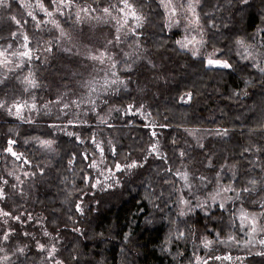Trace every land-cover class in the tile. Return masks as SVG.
Segmentation results:
<instances>
[{
    "label": "clouds",
    "instance_id": "clouds-1",
    "mask_svg": "<svg viewBox=\"0 0 264 264\" xmlns=\"http://www.w3.org/2000/svg\"><path fill=\"white\" fill-rule=\"evenodd\" d=\"M5 2L7 4V0ZM112 5L111 15L99 10V15L87 20L75 18L72 21V30L81 22L115 21L114 40L105 36L103 50H94L87 44L78 46V43L72 42L71 30L60 28L65 36L56 38L71 44L70 47L62 46L63 51L72 53L76 48L73 55L104 65L103 69H93L104 72L102 82L97 81L101 87H90L88 94L71 101L67 99L68 93L64 92L56 101L39 106L33 95L30 104H34L35 108L28 109L29 116L20 119L38 130L36 134L20 137L24 145L31 147L27 151L16 150L22 156L20 160L9 159L6 151L0 148V181L7 180L8 184L4 187L11 190L5 193L7 199L19 196L27 203L29 189H34L36 185L46 189L51 184L55 201L49 202L58 201L61 205L53 211L63 213L66 227L75 235L66 234L67 240L60 236L56 218L51 221L52 226L57 227L53 234L46 224L48 218L38 213L29 216V220L37 221L34 227H39L40 236L46 237L47 242L41 243L36 232L27 231L22 235L35 241L34 245L19 240L11 242L15 229L9 226V220H16L15 216L0 215L4 226L3 236H0V264H17L24 257L27 260L23 264H151L153 260L164 262L166 257L158 254L164 252L174 264H181V257L185 255L180 250L181 245H191L194 250L193 258L186 259V264H202L207 259L199 255V249L202 247L211 252L216 245L240 247L247 250L246 256L264 257V224L260 223L264 220L260 217V213L264 212L262 207L259 211L249 212L260 218L255 233L250 229L245 232V227L240 226L246 238H238L232 231L221 237L217 231L213 239L206 231L209 221L223 219L222 216L212 215L217 205L223 206L220 209L223 212H228L230 203L236 208L228 221L233 227L239 212L247 211L243 207L245 202L264 205V161L259 159L264 147L253 142V138L264 141V0H143L133 4L140 19L129 18L131 24L129 20L125 23L119 9L114 3ZM129 37L133 39L129 41ZM121 44H126L130 51L120 48ZM50 45L51 40L43 42V48ZM113 46L120 48L123 53L121 59H116L110 50ZM101 54H104L102 63L92 59ZM153 57H156L155 61ZM161 57L165 60L171 58L174 65L178 61L179 68L183 70L181 74L186 79L195 77L196 81L202 82L197 88V96L207 90L235 105L237 114L229 119L240 121L239 126L233 125L228 129L191 128L186 112H182L181 122L166 125L164 121L169 119L168 116L161 120L159 117L163 113H158L156 117L148 113L149 123L145 127L153 129L148 138L141 137L142 146L139 141L135 144L130 141L125 148L120 137L127 133L122 132L121 127L130 128L132 125L114 121H123L129 113L128 108L109 105L101 94L111 92L117 95L120 88L129 91L127 81L117 72L118 65L121 66L120 71L131 72L134 65L143 60L151 69L159 70L164 66L158 62ZM210 59H219L222 64L211 65L208 63ZM121 60L125 62L121 63ZM17 68H20L18 64H12L7 69H0V78L8 79V74ZM35 73L33 68L26 75L31 74L36 79ZM26 75L16 79L21 83ZM156 79L164 80V77L157 76ZM113 85L116 87L113 88ZM28 90L25 88V91ZM139 90L143 92L142 88ZM188 93L184 92L182 96ZM103 105L108 107L104 112L98 111ZM53 109L58 111L54 113ZM165 111L170 115L174 113L170 108H165ZM139 112L145 116L146 104ZM70 113L71 118L64 121L63 118ZM89 113L95 117L94 127L87 119ZM117 113L120 115L117 116ZM41 116H54L56 122L46 127L37 124V118ZM69 125L89 126L93 130L82 136L80 131L71 130ZM164 127L175 130L167 144L163 134L155 131ZM181 130L185 135H179ZM234 130L247 138L239 152L240 156L252 154L247 168L242 167L240 160L227 163L229 153L224 149H216L214 144L205 146L209 136L224 140ZM9 131L20 136L19 126ZM188 137L192 138V142ZM88 143L92 147H86ZM105 149L111 160L105 155ZM73 151L81 154L83 163H77ZM85 154L91 157V162ZM89 169L92 170L91 176ZM254 169H259V175ZM6 176L14 179L15 183L9 184ZM78 181H82V185ZM129 193L132 198L126 204L130 206L129 211L139 206V211L133 213L137 219L125 224L123 214L110 218L102 206L100 214L94 217V209L90 205H97L101 200L108 203L114 197L123 198ZM84 196H88L89 200L85 201ZM237 202L240 204L238 208ZM98 228H107V231H97ZM173 245L176 246L175 252L172 251ZM32 247L41 254L38 258L28 255ZM215 257L221 256L214 255L210 259L215 260ZM232 258V264L237 261L244 264V257Z\"/></svg>",
    "mask_w": 264,
    "mask_h": 264
},
{
    "label": "trees",
    "instance_id": "trees-1",
    "mask_svg": "<svg viewBox=\"0 0 264 264\" xmlns=\"http://www.w3.org/2000/svg\"><path fill=\"white\" fill-rule=\"evenodd\" d=\"M41 1L48 10H54L55 6L51 4L50 0ZM114 1L115 0H98L97 2L96 0V2H93V0H77V3L92 4V7L98 9V11L93 15H99L100 9L109 7V2L112 3ZM131 2L135 5L138 2L142 3L143 0H131ZM14 14H16L18 19L20 17V20L22 22L27 21L25 27L29 33L34 32L32 24L33 20L25 15L21 5L16 0H12L9 6L0 7V37L4 38L0 39V42L8 40L10 38V35L17 29V25L12 19ZM55 19L59 22L63 29L71 30L72 40L78 43V45L87 44L89 47H91L93 46V43L99 41V43L103 47L105 36L108 39L112 40H114L115 37V28L111 24L103 21H101L100 23H96L95 21H92L91 23L81 22L75 30H72V21L75 20L74 12L72 15H69L68 11H65L63 15L55 13ZM93 24H95V27L99 28V31L96 33H92L89 30L92 28ZM140 38L143 41L144 37L141 36ZM128 39L129 41H131L133 37H129ZM51 41L52 51L51 53L45 54L46 58L49 59H38L33 62V66L36 69V77L39 82L42 83L41 87L36 90L37 96L35 97L39 105L42 102L44 103L46 101H54L55 98L60 95V93H62V91H64L66 88L70 89L69 84L68 87H65V85L63 84L67 83L68 78L71 79V77H73V73L75 72L73 68L77 66V63L79 64V66H81V63L83 62L88 66V60L81 56H79L80 58L76 63L75 59H77L78 56L73 55L76 50L75 48H73L72 53H68L62 50V44L71 46L70 44H68L67 42H62L60 40L53 41V38L51 39ZM42 43L43 41L34 39L30 42V46L32 48H36ZM120 48H124L125 51H130V49L127 48L126 44H121ZM120 48L113 46L110 49L112 52H114L116 59H121L123 57V53L120 52ZM41 53L42 52L40 51L39 56L41 55ZM133 59H135V57H133ZM153 60L155 61L156 57H153ZM124 62V60H121V63ZM127 62L130 63L131 61ZM158 62L164 65L159 70L151 69V67L148 66L143 60L134 65L131 72L120 71L121 66L118 65L117 67L121 75L123 77L129 78L130 80V83L128 85L129 91L125 92L124 89H121L119 94L114 96L111 100L112 103L117 104L121 107H127L131 103H145L148 107V113H150L151 117H156L158 113H163V115L159 117L161 120H163L164 116L169 117L167 121H164L166 125L169 124V122H181V119L183 118L182 112H186L188 126L191 128L228 129L232 128L233 125L239 126L240 121L229 119V117H234L237 114L236 106L232 105L230 101L221 99L219 95H216L215 93H209L207 90H203V94L197 96V88L199 84L202 83L201 81H196L195 77L186 79V76L181 74L183 70L179 68L178 61L174 65L171 58L165 60L163 57H161L160 61ZM157 76H163L164 80L157 81ZM49 81L53 82L54 86H52ZM165 81H168V83H166ZM211 86L212 84L210 82L209 87ZM15 87L19 88V86L7 79L4 84L0 85V99H3L4 96H6V100L16 101L23 100L26 96L29 95L27 93L19 95ZM71 87H74V85H72ZM141 88L143 89V92L139 90ZM184 92H190L192 94V100L188 104H184L179 100ZM18 96L20 97L16 99ZM165 108L173 109L174 113L170 115L169 112L165 111ZM221 109L223 111H221ZM63 120L67 121L66 119ZM54 122L56 121L53 116H41L37 118V124H43L45 127L48 124ZM114 123L121 125H127L131 123L132 125L130 128H124L123 126L121 127V131L127 133L126 135H121L120 137L121 143L125 146V148H127V145L130 141L134 144L139 141L140 146H142L143 141L141 140V137L147 139L149 133L151 132L150 128L145 127V125L149 123V118L147 121L145 118L139 115L127 116L123 118V121L117 119L116 121H114ZM17 126H19L20 136H16L13 132L9 131L10 128H16ZM92 128L93 127L82 126V134H90L92 132ZM158 129L161 131V134H163L165 143L167 144L168 139L175 132V130L170 127ZM37 131L38 130L36 128L22 123V121L19 119L16 120L12 119V117H7L5 115V112L0 110V148H3L5 146L7 139L14 138L17 141L15 150L27 151L31 146L24 145L20 137L36 134ZM108 131L111 132L112 130L108 129ZM101 135H103V133ZM179 135L185 134L181 130ZM64 139L67 138L65 137ZM246 139L247 138L242 136L238 130H234L230 132L229 136L224 140H221L219 137L209 136L205 140V146L208 147L210 144H214L216 149H224L229 153L227 163H233L237 160H240L243 162L242 167L247 168L249 167L247 161L252 159V154L244 153V156L239 155L241 148L245 146ZM253 142L259 143L262 147H264V141H256L255 138H253ZM117 150H120L119 147ZM73 154L76 155L78 164L84 162L80 153L73 151ZM245 157H247V159H245ZM9 159L14 158L9 157ZM259 159L264 161V152L259 153ZM88 162H90V160ZM254 171L257 173V175H259V169H254ZM91 172V169H89L90 176ZM81 175H83V173H81ZM243 175H247V173H243ZM5 178H7V176ZM237 182H239V174ZM12 183H15L14 179L9 181V184ZM77 183L82 185V181H78ZM5 191L6 193L11 192V190L7 186H5ZM28 191L29 198L27 203H25V201L22 200L19 196H12L11 199H6L3 201L2 204L5 209L11 211L13 214H18L23 211L34 212L36 214L42 213L48 218L46 224L49 228V231H52L55 234L58 227L59 234L62 237H65L66 240V234L67 236L75 235L74 233H72L70 228L66 227L67 221L63 218V213H57L53 211L54 208L61 207V205L58 203V201L55 203L49 202L55 201V193L51 184H49L46 189L45 186L36 185L34 189H29ZM42 192H44L45 194L42 195ZM131 198V194L129 193L123 198L114 197L113 200L108 203H105V201L101 200L97 205H92L90 207L94 209V217L95 215L100 214V208L102 206L103 211L108 214V217H119L123 214V216L125 217L123 223L128 224L131 220L137 219V217L133 213L139 211V206L132 207L131 211H129L130 206L126 204V201L130 200ZM236 207H240L239 202H237ZM243 207L250 210L253 209L255 205H251L245 202ZM235 211L236 208H234L231 203L228 205V212H223L218 207L213 211L212 215L222 216L223 219L220 221H209L208 225H206V231L210 238L214 239L215 233L217 231L220 232L221 237H225L229 231H232L236 233L238 238H246L244 236V233L240 231L239 220H236L235 227H233V225L228 222L229 217ZM54 218L57 219V227H53L51 224V221ZM77 222H79V217H77ZM119 222L120 221H118V223ZM110 223L111 219L108 220L109 225ZM100 230L106 232L107 228L97 229V231ZM133 231L135 234L136 229L134 228ZM224 248L233 250L235 247L227 248L224 246ZM180 250L185 254L183 257H181V264H186V259L191 260L193 258L194 250L191 245H181ZM172 251H176L175 245H173ZM204 251L205 249L201 247L199 249V255H201ZM158 254L166 257V260L164 262L153 260L151 264H154L156 262V264H174V261H172L171 257L168 256L167 252ZM28 255L32 256V251H30ZM26 260L27 257L25 260L18 261L17 264H23V262ZM248 260L249 264H264V257L250 256Z\"/></svg>",
    "mask_w": 264,
    "mask_h": 264
},
{
    "label": "rangeland",
    "instance_id": "rangeland-1",
    "mask_svg": "<svg viewBox=\"0 0 264 264\" xmlns=\"http://www.w3.org/2000/svg\"><path fill=\"white\" fill-rule=\"evenodd\" d=\"M12 0H7V6L10 5V2ZM22 7L25 15L28 17V18H31L27 15V12L28 11H32L33 14L35 15L36 17V20H33V29H34V32L33 33H29L25 27V21L22 22L20 20V17L19 19L17 18L16 14H14L13 17H15L17 20H20L21 21V25L23 26L22 29H21V26L20 25H17V29L14 31V32H19V31H23L26 35H28L30 41H33L34 39H38V40H41V41H49L53 38V41L54 40H57L56 38L60 36V30L55 28L51 23H44L45 21H50L52 19L56 20L55 19V11L54 10H48L45 6V8L48 10V11H52L54 13L53 17H49L47 16L43 11H40L39 9L37 8H28L26 9L25 7H23V3L25 2V0H16ZM36 0H31V3L32 4H35ZM40 2L42 3V1L40 0ZM115 4L117 8L119 7H122L121 4L118 3V0H115L114 2H112V4ZM44 5V4H43ZM120 15H122L121 13H119ZM36 21H41V25L39 28H36L34 27V25L36 24ZM57 21V20H56ZM58 22V21H57ZM59 23V22H58ZM107 23L111 24L112 26L115 24V21H112V20H109ZM129 23L131 24L132 21L129 20ZM60 27L62 28V26L60 25ZM115 28V27H114ZM48 29H51L50 31ZM92 33H96L99 31V28L98 27H93L91 29H89ZM116 31V30H115ZM20 40L21 38L19 36H17V39H12L11 38V35H10V38L8 40H5L4 42H0V45H4V44H7V43H11L13 45V48L14 49H18L20 48ZM60 41L62 42H66L65 39H60ZM72 42H74L72 40ZM68 43V42H67ZM70 44V43H68ZM71 45V44H70ZM63 47H70L69 45L67 44H62ZM79 46V45H78ZM29 47L32 48L29 44ZM93 49L95 50L96 48H99L101 50L104 49V45L103 47L101 46V44L99 43V41L93 43ZM43 48V43L36 47V48H33V50L36 52V54L39 56V52L40 51H37V49H42ZM76 49V48H75ZM76 51V50H75ZM41 55H40V59L42 60H45L46 58V53H44L43 51H41ZM51 53V52H50ZM114 53V52H113ZM82 57V56H81ZM79 56L77 59H75L76 63L77 61L79 60ZM49 59V58H47ZM46 59V60H47ZM12 60L13 61H16V57H12ZM36 59L32 60L31 62H26L22 67L20 68H17L15 72L13 73H9L8 74V80L12 81L14 84H16L18 87H15L17 89V93L19 95L21 94H24V93H27L29 94L28 96H26L23 100H16V101H28L29 103H31V97L33 95H35V97L37 96V91L39 87L37 88H34V89H29L28 91H25V88L27 87L26 85L24 84H21L17 79L16 77L17 76H21V75H26L29 70L32 69V67L34 68L33 66V62L35 61ZM94 68H97V69H103L104 68V65L103 64H98L97 62L95 61H90L88 60V66L86 63H81V66H79V64L77 63V66H75L73 69H74V73H76V75H73V77H71V79H67V83H64L63 85H65V87H68V84L70 85V89L66 88L64 91H62V93L64 92H67L68 93V96H67V99L68 101H71L73 99H78L81 95H84V94H88L89 92V88L90 87H93V88H99L101 87V84H98L97 81H101L102 82V78L104 77V72L103 71H93ZM117 72L118 74L120 75V77H122L123 79H125L129 85L130 83V80L129 78L127 77H123L120 73V71L118 70V67H117ZM66 74V73H64ZM36 76V74H35ZM36 81L37 83H39L40 87L42 85L41 82H39V80L37 79L36 77ZM51 83L52 86H54L53 82L49 81ZM41 83V84H40ZM72 85H74V87H71ZM81 85H84L83 87ZM56 86V85H55ZM113 88H115L116 86L113 85L112 86ZM123 89V88H120V90ZM60 93V95L62 94ZM58 95L54 101H56L57 99H59V96ZM118 95V94H117ZM102 98L105 99V100H108V104L109 105H113L112 103V99L114 96L116 95H113L111 92H109L108 95H103L101 94ZM6 96H4V100ZM20 96H18L16 99H18ZM8 101V100H7ZM9 102H15L14 101H9ZM50 101H46L44 103H48ZM35 103L37 106H39V103L37 102L36 98H35ZM43 102L40 104H44ZM61 103H63V101H61ZM100 101L97 100V104H99ZM114 105H117V104H114ZM145 105V103L141 104V103H131L130 105H128L126 108H129V106L132 107V113H136L135 115H139V111L137 110H140L142 109V107ZM119 106V105H117ZM84 107H88V105H84ZM108 107V105H103L102 107H100L98 109V111L100 112H104L105 109ZM146 108H147V113H148V107L146 105ZM3 111V110H2ZM58 109H53V112H57ZM75 111V109H74ZM4 112V111H3ZM132 113H128L127 115H125L123 118L127 117V116H130V115H133ZM147 113L145 114V116H141L143 118L147 117ZM5 115L7 117H12V119H19L18 117L16 116H12V115H8L6 112H5ZM24 117H28L29 116V112L27 111V109H25L24 113H23ZM117 116H119L120 114L117 113L116 114ZM54 117V116H53ZM71 118V113L69 114V116H65L63 119H70ZM87 119L89 120L90 124L94 127L95 126V117L92 113H89L88 114V117ZM147 121H148V118H145ZM20 120V119H19ZM87 127V126H86ZM89 127V126H88ZM69 128L71 130H74V131H80L81 134H82V126H77V125H69ZM93 130V128H92ZM153 129H150V131H152ZM155 131L158 133V134H161V131L156 128ZM83 136V134H82ZM190 138L189 141L192 142V138L191 137H188ZM86 147H92V145L90 143L86 144ZM105 155L108 157L109 160L112 159L111 155L107 152V149H105ZM89 160L91 162V157H89ZM92 171V170H91ZM91 175H92V172H91ZM118 176L122 175L121 173H117ZM6 179H8L9 181L12 180V178L10 177H7ZM99 195V194H97ZM83 199L85 201H88L89 200V197L88 196H84ZM3 202H0V208H3L4 211H7V212H10L12 216H19L20 217V220H9V226L12 228V229H15V235H13L11 237V242H15L17 240H19L21 243H30L31 245H34L35 244V241H32L30 237H27V236H24L22 235V232H36L37 233V239H39L41 241V243H46L47 242V238L46 237H41L40 234H39V227H34V225H37V221L35 219L33 220H29L28 217L29 216H36L37 214L34 213V212H21V213H18V214H13L11 211L9 210H6L5 207L3 206L2 204ZM92 206V205H90ZM246 209V208H245ZM248 212H254V211H259L260 208H259V205H255V207L253 209H246ZM264 222V221H262ZM240 224V222H239ZM241 226V225H240ZM3 224H2V221H0V233H3ZM245 232L248 231L247 228L244 229ZM52 232V231H51ZM53 233V232H52ZM244 233V232H243ZM54 234V233H53ZM61 236V235H60ZM30 251H32V256L33 255H36L37 258L39 257V255H41L40 253H38L36 251V249L34 247H32L30 249ZM29 251V252H30ZM246 249L242 250L240 247H235L233 250H230V249H226L224 248L223 245H216L213 250L211 252H207L206 250L204 252H202V254L200 255L201 257H204L205 259L208 260V264H232V261H217V260H214V259H210V257L214 256V255H219L221 257L223 256H232V257H244V264H249V257L250 256H246ZM26 257L24 258H21V260H25ZM20 260V261H21ZM236 264H240V261H237Z\"/></svg>",
    "mask_w": 264,
    "mask_h": 264
},
{
    "label": "snow or ice",
    "instance_id": "snow-or-ice-1",
    "mask_svg": "<svg viewBox=\"0 0 264 264\" xmlns=\"http://www.w3.org/2000/svg\"><path fill=\"white\" fill-rule=\"evenodd\" d=\"M51 4L54 5V11L56 13H59L61 15L64 14L65 11H68L69 15H72L73 12L75 14V18L80 19L81 21L87 20L90 17L93 16V14L95 12L98 11V9L92 7V4L90 3H84V4H79L77 3V0H50ZM93 2H96V0H93ZM118 3L122 5V7H119V13H121V17L123 18L124 22L127 23L129 18L133 19V20H137L139 21L140 17L137 15L136 9L133 6V3L131 2V0H118ZM7 4L5 2V0H0V7H6ZM112 3L109 2V7H104L103 9H100L101 11H103L105 14L107 15H111L110 13V9L112 7ZM23 7H25L26 9L28 8H37L40 11H43L47 16L49 17H53L54 13L52 11H48L43 3L40 2V0H36L35 4L31 3V0H25V2L23 3ZM27 15L29 17H31L33 20H36L35 15L33 14L32 11H28ZM12 19L15 21V23L17 25L21 26L22 29V25H21V21L17 20L15 17H12ZM25 23H27V21H25ZM44 23H51L55 28L60 30V24L52 19L50 21H45ZM41 25V21H36V24L34 25V27L39 28ZM49 31L51 29H48ZM60 35L63 37L65 36V34L63 32L60 31ZM17 36H19L21 38L20 40V48L18 49H14L13 45L11 43H7L4 45H0V69H7L9 65L12 64H18L20 67H22L26 62H31L32 60L36 59H40L41 57L38 56L36 54V52L33 50V48L29 47L30 44V39L28 37V35H26L22 30L17 32H13L11 34V38L12 39H17ZM118 38V37H117ZM0 39H4L3 37H0ZM38 43V42H37ZM37 51H43L44 53H50L52 51V46L50 45L47 48H42V49H37ZM104 54H101L100 57L97 56H93L92 59L93 60H97L98 62H103L102 56ZM12 57H16V61L12 60ZM209 64L211 65H220L222 64V61H220L219 59L217 60H209L208 61ZM225 67H227V65H224ZM7 80V78H0V85L4 84L5 81ZM22 84L26 85L27 89H34L38 87V83L36 81V79H34L32 77L31 74L26 75L22 82ZM179 100L181 102H183L184 104H188L191 100H192V94L188 93L187 96H181L179 98ZM31 108H35L34 104H30L28 101H15V102H9L7 100L4 99H0V110H3L4 112H6L8 115H12V116H16L19 119L23 118V113L25 111V109H31ZM139 111V110H137ZM128 112L132 113V107L129 106L128 108ZM133 115H135L136 113H132ZM140 115H142V113L139 112ZM147 118V117H145ZM227 130H225L226 132ZM11 132V131H10ZM154 136L156 135L155 132L152 133ZM17 144L16 139L14 138H9L6 140V144L3 147L4 151H6V153L8 154L9 157L20 160L22 159V156L20 153H18L15 150V145ZM101 152L103 151L102 149L100 150ZM85 158L87 157V154H85ZM95 166V165H93ZM117 168H119V165H117ZM8 181L7 180H3L0 181V201H4L7 199V197L5 196V187L4 185H7ZM217 207L219 209H221L223 206L222 205H217ZM259 207L264 208V205H259ZM0 215H4V216H12L10 212L4 211L3 208H0ZM260 217H264V212L260 213ZM16 220H20L19 216H15L14 217ZM29 219V217H28ZM236 220H239L240 225L244 226L247 229H250L253 233H255L257 231L258 228V218L255 215H250L248 211L245 210H241L239 212V215L235 217ZM264 220H260L261 224H264V222H262ZM0 236H3V233H0ZM5 239H7V236H4ZM207 246V245H205ZM43 247V246H41ZM232 257L231 256H223V257H215V260L217 261H232ZM239 259V258H238ZM202 264H208V260H204L202 262Z\"/></svg>",
    "mask_w": 264,
    "mask_h": 264
},
{
    "label": "bare ground",
    "instance_id": "bare-ground-1",
    "mask_svg": "<svg viewBox=\"0 0 264 264\" xmlns=\"http://www.w3.org/2000/svg\"><path fill=\"white\" fill-rule=\"evenodd\" d=\"M108 3V2H107ZM252 259H253V257H252ZM154 262H156V261H154ZM157 263V262H156ZM156 263H154V264H156Z\"/></svg>",
    "mask_w": 264,
    "mask_h": 264
}]
</instances>
